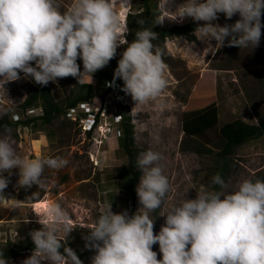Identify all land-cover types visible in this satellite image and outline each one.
<instances>
[{
  "label": "clouds",
  "instance_id": "9594fccd",
  "mask_svg": "<svg viewBox=\"0 0 264 264\" xmlns=\"http://www.w3.org/2000/svg\"><path fill=\"white\" fill-rule=\"evenodd\" d=\"M121 4L130 3L121 0ZM168 5L169 0H160L154 26L165 19L192 18L205 22L197 27V38L215 40L216 49L225 45L226 38L230 47L259 46L264 0H185L174 12ZM220 13L227 19L238 14L240 19L231 25L213 24ZM137 23L136 38L128 43L125 37L121 40L123 25L112 0H73L67 10L58 0H0V86L21 79V73L41 86L67 77L83 84L85 77L107 66L118 47L126 44L108 86L122 79L121 90L136 105L154 101L167 88L166 65L152 42L156 32L144 27L142 19ZM11 131L5 126L0 134V194L8 185L3 174L11 175L13 169H19V188H46L45 170H61L69 161L61 156L19 155L10 142ZM163 158L151 148L138 155L136 165L142 175L136 192L141 207L135 214L114 213L110 205L94 224L81 226L90 230L84 239L86 247L95 251L91 264H264V180H243L235 191L198 193L161 214L166 216L165 224L154 233L150 214L162 207L172 190L160 163ZM211 183L227 188L219 174ZM36 214L43 227L29 233L35 247L22 264H83L58 237L61 229L68 235L73 231L61 206L53 204L47 215ZM157 243L162 259L153 251ZM0 264H8L3 253Z\"/></svg>",
  "mask_w": 264,
  "mask_h": 264
},
{
  "label": "rangeland",
  "instance_id": "374dc122",
  "mask_svg": "<svg viewBox=\"0 0 264 264\" xmlns=\"http://www.w3.org/2000/svg\"><path fill=\"white\" fill-rule=\"evenodd\" d=\"M58 2L62 10H67L73 0ZM184 2L169 0L168 6L174 12ZM112 3L121 18L123 26L119 31L123 41L127 36V16L138 12L139 8L133 0H129L128 8L121 4V0H112ZM218 17L212 23L220 26L234 24L240 19L238 14L231 19L223 13ZM190 23L199 27L205 22H196L192 18L183 22L165 19L160 25L172 27ZM228 39L219 49L215 48V40L198 38L196 42L168 39L164 47L157 45L165 55L167 88L156 100L145 104L136 105L126 93L121 99L134 124L137 149L141 153L151 148L164 157L160 163L172 190L162 207L150 214L154 219L155 234L165 224L166 216L161 214L188 198H196L198 193L213 191L211 181L220 167L216 162L220 152L218 129L236 120L257 125L258 118H264V29L256 48L230 47ZM123 46L118 47L116 57ZM113 60L92 77H85L84 83L92 84L98 94L106 92L108 83L114 78ZM77 63L83 70L82 60L78 59ZM20 75L21 79L0 86V119L6 114H11L13 121L12 117L15 116L16 121L17 115L21 118L39 116L42 114L40 109L32 110L31 114H20L22 110L19 107L31 93L49 89L56 100L63 101L79 84L77 79L67 77L41 86L33 79L25 78L23 73ZM105 75L109 77L107 81H104ZM203 92L212 93L215 97L220 127L204 137L189 138L183 131V114L192 97H200ZM90 105L95 111L100 109V116L106 114L104 128L96 129L97 132L91 136L65 116L48 127L32 129L21 126L11 131L10 142L19 155L27 158L61 156L69 163L58 171L45 170L47 184L44 189L35 185L30 189L19 188V169H13L11 175L3 174L8 185L0 194V253L8 264H22L31 256L32 251H22V246L32 241L29 235L32 230L43 227L37 222L39 217L36 213L47 215L53 204H59L68 214L73 229L69 235L61 229L58 237L76 252L83 264H91L94 254L88 255L89 248L84 239L90 230L81 226L94 224L110 205L114 213L125 210L130 213L133 208L137 212L141 207L138 195L133 205L121 188L120 175L128 167V158L118 144V94H110L102 109L99 100H93ZM105 131L108 136H105ZM227 163L223 176L227 188L220 191H235L238 184L246 179L264 180V136L235 150ZM153 251L157 252L158 259H162L158 243L153 246Z\"/></svg>",
  "mask_w": 264,
  "mask_h": 264
},
{
  "label": "trees",
  "instance_id": "16d2710c",
  "mask_svg": "<svg viewBox=\"0 0 264 264\" xmlns=\"http://www.w3.org/2000/svg\"><path fill=\"white\" fill-rule=\"evenodd\" d=\"M137 5L139 11L131 12L127 16V36L126 40L131 43L136 37L135 33L140 29L138 20H144V27L152 28L156 32L157 38L153 40L154 46L164 47L168 39H185L189 42H196L197 36L195 35L197 24L190 23L183 26L162 27L159 25H153V20L156 15H159L158 5L160 0H133ZM264 17V16H262ZM125 44L118 56L114 58L112 67L115 69L118 66V61L121 58V54L126 49ZM165 55L162 54L164 59ZM109 77L105 75L104 81H107ZM124 86L122 79L115 81V86L106 88V92L98 94L95 87L89 83L77 84L70 96L63 101H58L49 89H42L31 93L25 102L19 107L22 111L20 114L24 115L29 110L41 109L42 114L39 116L21 118L18 115V119L13 121L11 114H6L0 119V134L4 132L5 126L11 128V130L19 127H29L37 129L40 127H48L55 120L61 116H66L67 110L76 107L80 103H90L93 100H99L101 109L106 102V98L112 94H118V127L121 131V136L118 138L119 149H121L128 158V167L120 175L121 188L124 189L126 195L133 203L136 204L137 192L136 187L139 184L141 171L137 168L136 162L140 150L136 147L135 142V128L132 123L131 116L127 114L126 106L121 103L122 97L125 95L121 89ZM202 92V90H200ZM199 92V93H201ZM203 92L200 97H192L191 104L185 110L183 114V131L189 138H201L212 131H216L220 127L219 107L215 101V97L212 93L206 94ZM218 142L220 152L217 154L219 157L216 162H219V169L216 170L215 175L219 174L222 178L228 166V159L231 158L235 150L239 149L246 143L260 139L264 136V118H258L257 125L248 124L242 120H236L228 123L218 129ZM91 136V133L89 134ZM200 153L201 151H197ZM214 175V176H215ZM213 191H220L218 185L212 184ZM136 211L133 208L129 215L135 214ZM154 246V245H153ZM33 241H29L27 245L22 246V251H33ZM64 251L63 248L60 249ZM88 255L95 254L94 250L88 249Z\"/></svg>",
  "mask_w": 264,
  "mask_h": 264
},
{
  "label": "built area",
  "instance_id": "2783aa9c",
  "mask_svg": "<svg viewBox=\"0 0 264 264\" xmlns=\"http://www.w3.org/2000/svg\"><path fill=\"white\" fill-rule=\"evenodd\" d=\"M112 81L109 82L108 85L111 84ZM32 112V110L28 111L29 114H31ZM65 117L72 122L79 124V127L83 129L85 134H93L94 132H97L96 129L101 130L102 128H104L103 120L106 118V114L103 113L102 116H100V109L98 111H95L94 108L91 107L90 103H80L76 107L67 110ZM18 118L19 117L17 116V119ZM118 118L119 122L120 117ZM104 134L105 136H108V133L106 131L104 132ZM117 136H121V131L118 126Z\"/></svg>",
  "mask_w": 264,
  "mask_h": 264
},
{
  "label": "bare ground",
  "instance_id": "6f19581e",
  "mask_svg": "<svg viewBox=\"0 0 264 264\" xmlns=\"http://www.w3.org/2000/svg\"><path fill=\"white\" fill-rule=\"evenodd\" d=\"M129 6H126V8H128Z\"/></svg>",
  "mask_w": 264,
  "mask_h": 264
}]
</instances>
